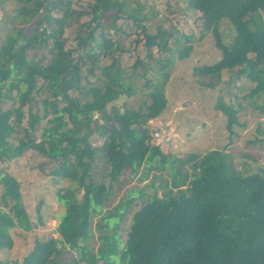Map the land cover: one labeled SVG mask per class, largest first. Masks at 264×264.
Wrapping results in <instances>:
<instances>
[{
    "label": "trees",
    "instance_id": "1",
    "mask_svg": "<svg viewBox=\"0 0 264 264\" xmlns=\"http://www.w3.org/2000/svg\"><path fill=\"white\" fill-rule=\"evenodd\" d=\"M184 1L194 19L212 33L220 51L214 63L193 67L199 86L213 89L225 76L228 82L246 78L255 84L248 96L264 98V0ZM17 2L13 18L21 23L35 19V24L27 35L15 29L0 41V103L12 100L10 107L0 106V163L28 150L52 160L55 164L47 175L57 185L55 199L64 212L56 229L58 239L36 241L22 262L0 264H61L67 255L65 264H264V164L255 170L246 165L241 171L222 149L180 158L163 153L152 142L146 123L166 107L170 63L156 60L160 78H155L147 104L123 111L113 105L120 96L137 93L133 83L137 74L127 75L120 62L127 50L123 41L131 32L117 24L119 19L134 25V34L141 36L134 41H143L148 58L154 47L168 51L169 40L175 37L178 59L184 60L193 48L191 38L174 35L176 29L168 31L163 25L150 33L141 6L128 7L125 0H90L88 9H73V0ZM82 17L88 19L80 22ZM222 20L235 30L228 44L219 32ZM74 23L76 43L67 49L65 28ZM137 65L143 68V77L151 69L139 60L133 67ZM38 103L41 115L32 111ZM25 106L28 119L23 126ZM216 109L226 116V128L233 135L237 110L222 102ZM48 116L36 142L31 131ZM95 134L102 140L97 147L90 139ZM97 158L109 168L107 184L97 181L93 170ZM141 167L147 169L141 180L152 170H168L170 185H161L166 189L162 196L151 194L132 214L125 240L118 229L133 197L108 209L96 223L94 248L93 216L110 202L112 187L123 173L129 170L133 176ZM0 185L6 209L0 208L1 251L13 247L12 228L30 231L31 223L19 181L0 172Z\"/></svg>",
    "mask_w": 264,
    "mask_h": 264
},
{
    "label": "rangeland",
    "instance_id": "2",
    "mask_svg": "<svg viewBox=\"0 0 264 264\" xmlns=\"http://www.w3.org/2000/svg\"><path fill=\"white\" fill-rule=\"evenodd\" d=\"M90 0H73L72 8H86ZM128 7L141 6V13L147 17L148 31L154 33L157 26L163 25L168 31L176 29L174 35H187L191 38L192 51L184 60H179L175 37L169 40L168 51H157L154 47L152 58L147 57V51L141 36L134 34V25L130 21L121 18L117 21L126 32H131V37L123 41L127 49L122 53L121 66L127 75L131 72L137 74L133 83L137 93L132 96L122 95L113 105L123 111L126 107L138 108L141 102H149V93L152 91L159 77L156 60L165 65L169 62L167 69L169 78L164 87L167 99L166 107L162 114L155 119H150L146 127L154 133L158 131L159 137H154L152 142L158 145L163 153H173L176 157H183L188 153H205L212 149L224 150L232 159V163L237 170L243 171L249 165L250 170L264 164V98L249 97L248 93L255 86L250 80L241 78L237 81L228 82V76L213 89L199 86L192 75V69L202 64H212L220 57V51L215 47L214 38L211 32L205 31L199 21L194 19L193 13L187 9L184 0H125ZM18 6L17 0L0 1V41L9 33H15V29H20L23 34L30 33V29L35 24V19L30 22L21 23L20 19H14V9ZM88 9V7H87ZM88 17H82L80 22H84ZM127 25H130L129 27ZM76 24L65 28V48L74 47ZM219 32L222 41L230 43L235 36L232 24L227 20H222L219 25ZM140 41V42H139ZM184 42V41H183ZM181 42V46L184 44ZM169 59L170 61H166ZM139 60L144 67L150 66L143 77V68L133 64ZM151 85L145 86L147 79H151ZM94 80V78H91ZM127 82V81H126ZM34 95V94H33ZM36 96V95H34ZM39 100V97L36 96ZM12 100L4 98L0 103L2 109L11 106ZM218 102L230 104L237 110L236 116L238 124L234 125L233 135H229L226 128V116L216 109ZM144 105V104H143ZM142 105V107H144ZM24 107L25 118L23 126L27 125L28 112ZM109 109V107H108ZM33 113H42V105H32ZM94 114L93 118H97ZM42 119L31 135L35 141L40 140L42 129L47 125V119ZM22 136L21 134L18 137ZM91 142L94 146H99L101 139L98 135H93ZM16 140H14V143ZM98 157L101 156L98 153ZM54 162L38 154L33 150H28L18 158L0 163V172L14 176L20 184L22 204L25 207L31 223V230L25 231L19 226L10 230L13 239V247L0 251V260L22 262L23 258L32 249L36 241H44L48 238H59L57 226L60 216L64 212L62 204L55 199L57 185L53 182L47 172L54 167ZM108 167L102 159L97 158L93 164V170L97 173V181L108 183L106 173ZM147 169L141 167L135 174L127 170L119 178L118 183L112 187L110 202L104 209L92 218L93 237L90 244L94 248L98 246V232L96 223L101 222L100 216L108 209H112L121 200L133 197V202L125 211L124 218L119 224V233L123 240L129 228V221L132 214L140 208L142 203L149 196L156 193L162 196L166 191L160 186L170 185V175L168 170H152L143 180L140 179ZM153 186V188H152ZM2 187L0 185V194ZM175 189L173 193H175ZM39 206V210H38ZM0 208L2 207L0 200ZM70 256V255H69ZM67 255L61 264L67 262Z\"/></svg>",
    "mask_w": 264,
    "mask_h": 264
},
{
    "label": "built area",
    "instance_id": "3",
    "mask_svg": "<svg viewBox=\"0 0 264 264\" xmlns=\"http://www.w3.org/2000/svg\"><path fill=\"white\" fill-rule=\"evenodd\" d=\"M153 136H154V137H159V136H160V133H159L158 131H155V132L153 133Z\"/></svg>",
    "mask_w": 264,
    "mask_h": 264
}]
</instances>
